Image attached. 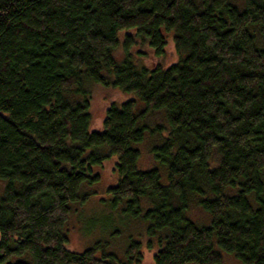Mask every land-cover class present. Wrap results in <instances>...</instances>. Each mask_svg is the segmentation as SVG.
Masks as SVG:
<instances>
[{
	"label": "trees",
	"instance_id": "16d2710c",
	"mask_svg": "<svg viewBox=\"0 0 264 264\" xmlns=\"http://www.w3.org/2000/svg\"><path fill=\"white\" fill-rule=\"evenodd\" d=\"M166 34L178 61L138 64ZM95 84L144 108L112 103L91 129ZM146 132L166 184L138 167ZM112 157L107 203L147 223L153 264H264V0H0V264H141L137 240L124 259L66 248L72 204Z\"/></svg>",
	"mask_w": 264,
	"mask_h": 264
},
{
	"label": "rangeland",
	"instance_id": "374dc122",
	"mask_svg": "<svg viewBox=\"0 0 264 264\" xmlns=\"http://www.w3.org/2000/svg\"><path fill=\"white\" fill-rule=\"evenodd\" d=\"M166 36L167 45L163 57L154 56L152 51L146 46V43L135 47L144 52L140 55L134 53V59L138 64H143L148 67L161 64L163 67H167L177 62L178 55L175 51L174 44L171 37L168 34H166ZM116 56L117 59L121 57L118 53ZM91 88V129L96 130L102 128L105 111L112 103L119 105L127 100L134 99L137 101V110L144 108V103L133 93L124 92L113 87H105L100 84L92 85ZM156 117L159 118V115L157 114ZM157 142H159L158 136H150L149 133L146 132L144 140L136 145L140 151L138 167L141 169L158 167L160 181L166 184L167 178L165 168L161 167L150 153V147ZM116 162V158L112 157L104 161L102 165L95 166L93 172L99 173L100 179L93 185L84 186V190L86 189L90 192L88 201L82 205L76 203L72 204L73 211L65 227V233L68 236L66 248L71 251L82 252L84 249L100 240L105 242V249L107 251L113 252L119 258L124 259V252L129 241L137 240L141 242V251L143 253L141 264H153L152 257L158 249V244L154 243L152 248H148V237L146 235L147 223L140 218L127 217L122 213L121 207L117 210H113L107 203L109 196L106 189L108 186L115 185L118 181V174L115 171ZM0 182L3 181L0 180ZM2 185L3 184L0 183V192ZM142 207H146L144 199L142 200ZM187 215L200 226L208 225L211 220L210 214L198 205H191ZM220 252L222 254L221 264H243L234 255L223 251ZM16 259H19V257L16 256L12 260Z\"/></svg>",
	"mask_w": 264,
	"mask_h": 264
}]
</instances>
